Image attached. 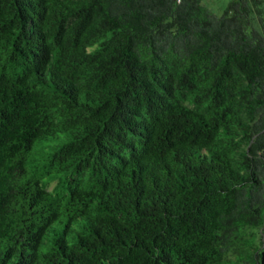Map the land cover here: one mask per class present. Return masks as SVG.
<instances>
[{"label": "trees", "instance_id": "trees-1", "mask_svg": "<svg viewBox=\"0 0 264 264\" xmlns=\"http://www.w3.org/2000/svg\"><path fill=\"white\" fill-rule=\"evenodd\" d=\"M0 264H264V0H0Z\"/></svg>", "mask_w": 264, "mask_h": 264}, {"label": "rangeland", "instance_id": "rangeland-1", "mask_svg": "<svg viewBox=\"0 0 264 264\" xmlns=\"http://www.w3.org/2000/svg\"><path fill=\"white\" fill-rule=\"evenodd\" d=\"M231 1L232 0H202V4L216 15H221Z\"/></svg>", "mask_w": 264, "mask_h": 264}]
</instances>
